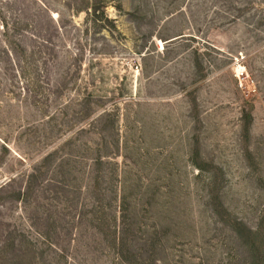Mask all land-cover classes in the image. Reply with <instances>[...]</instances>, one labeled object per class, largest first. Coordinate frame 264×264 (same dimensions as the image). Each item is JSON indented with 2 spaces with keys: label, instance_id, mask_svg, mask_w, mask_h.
I'll use <instances>...</instances> for the list:
<instances>
[{
  "label": "rangeland",
  "instance_id": "1",
  "mask_svg": "<svg viewBox=\"0 0 264 264\" xmlns=\"http://www.w3.org/2000/svg\"><path fill=\"white\" fill-rule=\"evenodd\" d=\"M0 264H264V0H0Z\"/></svg>",
  "mask_w": 264,
  "mask_h": 264
}]
</instances>
